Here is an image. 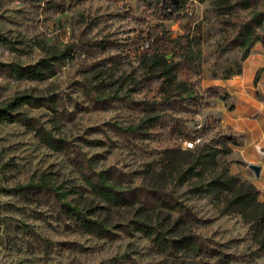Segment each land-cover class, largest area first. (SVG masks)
Wrapping results in <instances>:
<instances>
[{
	"label": "rangeland",
	"instance_id": "374dc122",
	"mask_svg": "<svg viewBox=\"0 0 264 264\" xmlns=\"http://www.w3.org/2000/svg\"><path fill=\"white\" fill-rule=\"evenodd\" d=\"M221 1L194 0L190 13L203 39L202 86L227 93V99L203 93L198 112L192 106L168 109L184 118L190 139L153 136L140 141L118 128L137 126L144 118L134 102L164 99L159 81L154 90L145 83L134 89L126 78L139 64L135 40L159 20L151 10L139 0H80L58 11L46 0H0V35L8 40L0 42V106L24 93L54 96L52 109L25 105L21 110L70 142L94 169L112 170L122 187L143 200L173 197L199 218L184 223L170 208L155 203L111 206L89 189L68 153L52 149L19 122H0V264H264V156L256 147L264 148V111L257 108L264 101V71L258 83L254 80L255 61L258 53L264 55V45L257 43L248 61L239 49L220 58L216 51L232 37L234 23L249 19L264 1L251 8L239 6L230 14L218 11ZM184 23H166L171 37L183 33ZM69 44L74 46L72 55L56 63L55 75L45 80L16 79L3 66L35 64ZM92 74L91 84L101 75L96 91L83 86ZM183 87L170 91L187 104ZM238 116L248 117L245 124L235 123ZM228 136L236 144H229L228 153H220L215 163L208 161L207 152L222 148L220 140ZM250 164L260 165V172ZM231 176L237 178L234 192L196 189L215 177ZM43 178L65 201L102 222L107 232L95 235L82 229L54 200H25L3 190ZM249 183L258 190V201L233 204L236 193ZM136 219L159 225L171 237L200 234L212 242L217 255L162 252L135 228Z\"/></svg>",
	"mask_w": 264,
	"mask_h": 264
},
{
	"label": "trees",
	"instance_id": "16d2710c",
	"mask_svg": "<svg viewBox=\"0 0 264 264\" xmlns=\"http://www.w3.org/2000/svg\"><path fill=\"white\" fill-rule=\"evenodd\" d=\"M79 1L46 0V5L58 11L60 9L65 10L67 3L73 5ZM192 1L194 0H139L159 20L155 25L149 27L146 32L139 34L137 40H135V55L139 56V64L126 78L134 86V89L145 83L152 86L151 90H154L155 86L153 84L159 81L161 97L164 99H160V101L134 102L138 105L136 108L144 113V118L137 126L118 128L124 136H131L132 139H139L140 141L150 140L153 136L177 141L190 139L192 134L184 118L179 116V113L174 114L168 109H188L192 106L191 109H195L198 112L202 107L203 93L209 97L227 99V93L221 94L214 88H204L202 86L203 39L195 31L196 18L194 14L190 13ZM260 2L261 0H239L237 2L223 0L218 3L217 9L220 13L230 14L239 6L251 8L257 6ZM171 20H185L182 34L171 37L170 31L166 26V23ZM233 30L232 37L225 40L217 48L218 58L230 51L239 49L242 54L241 58L244 61L250 56L257 43L264 45V6L254 12L249 19L236 21ZM142 35H145V37ZM145 41L148 42V47H144ZM0 42L8 43V40L0 35ZM73 51L74 46L69 44L61 51L47 58H42L35 64L23 66L18 63H8L3 66L7 68L8 74L16 79L45 80L55 75V64L69 58ZM263 71L264 67L257 70L254 79L257 83ZM137 72H141V75L138 76ZM180 75L184 77L183 81L178 80ZM94 77L95 75L92 74L89 79H86L83 86L86 88L92 85L94 91H96V85H100L99 78L101 75L100 77L96 76V80L91 84V79ZM177 85L184 86L183 91L186 93L184 99H188L189 103L184 104L180 101L181 99H175L171 95V88ZM56 102L57 100L52 95L20 94L0 106V122H19L34 130L41 140L52 149L68 153L89 189L111 206L127 207L137 202L144 206V204L151 205L155 203L170 208L178 214L179 221L184 223L199 220L189 206L175 200L173 197L167 196V198H163L161 195H153L152 200L148 198L143 200L137 194H134L133 190L122 187L119 184L117 174L112 170L94 169L90 159L84 157L78 150L76 151L70 142L63 138L55 137L36 118L28 116L21 110L25 105L32 108L47 107L52 109ZM220 141L223 147L211 148L206 154L208 161L215 163L220 153H228L226 147L229 144H236V140L232 136ZM72 153L73 156L71 155ZM236 182L237 178L233 176L229 178L215 177L196 189L199 192H234L236 190ZM3 190L10 195L21 196L25 200H37L38 202L54 200L60 205L62 212L69 219L75 221L82 229L95 235L107 232V228L102 222L90 218L85 215L81 208L65 201L64 194L45 178L36 182L18 184ZM257 201L258 190L251 183L245 185V188L242 187L231 200L233 204H241L243 206H251ZM133 223L135 228L142 232L162 252H180L190 254L196 258L215 257L217 255V250L212 242L195 232L171 237L159 225L147 220L136 219L133 220ZM261 223L262 225L264 224V218ZM261 248L264 250V239L261 241Z\"/></svg>",
	"mask_w": 264,
	"mask_h": 264
},
{
	"label": "crops",
	"instance_id": "0c3cea01",
	"mask_svg": "<svg viewBox=\"0 0 264 264\" xmlns=\"http://www.w3.org/2000/svg\"><path fill=\"white\" fill-rule=\"evenodd\" d=\"M250 59V56L246 59L247 61ZM257 60L255 61V62H259V65L257 66V70L259 69V68H261V67H264V55L263 54H259L258 53V56H257V58H256ZM245 60V61H246ZM260 87H261V84H259V86L257 87V89H260ZM262 89V88H261ZM232 95H234L233 93H232ZM252 98H254L255 99V101H256V98L254 97V96H252ZM256 103H254V105H255ZM258 105V104H257ZM248 107H250V106H248ZM254 107V106H253ZM257 108L259 109V110H261V111H264V101L263 102H261V106L259 105V106H257ZM246 118H248L247 116H238V117H236V118H234V121H235V123L236 124H238L239 123V121L240 122H242L243 124H245V119ZM244 130V129H243ZM264 135V132L262 131V135H261V140H263V136Z\"/></svg>",
	"mask_w": 264,
	"mask_h": 264
},
{
	"label": "built area",
	"instance_id": "2783aa9c",
	"mask_svg": "<svg viewBox=\"0 0 264 264\" xmlns=\"http://www.w3.org/2000/svg\"><path fill=\"white\" fill-rule=\"evenodd\" d=\"M256 147H257V151L259 152V154L261 156H264V148L259 144Z\"/></svg>",
	"mask_w": 264,
	"mask_h": 264
},
{
	"label": "water",
	"instance_id": "95a60500",
	"mask_svg": "<svg viewBox=\"0 0 264 264\" xmlns=\"http://www.w3.org/2000/svg\"><path fill=\"white\" fill-rule=\"evenodd\" d=\"M250 166L257 172L259 173L260 172V165H257V164H250Z\"/></svg>",
	"mask_w": 264,
	"mask_h": 264
}]
</instances>
